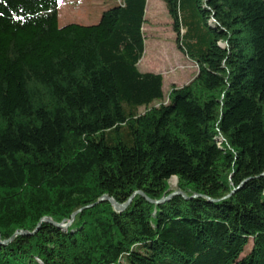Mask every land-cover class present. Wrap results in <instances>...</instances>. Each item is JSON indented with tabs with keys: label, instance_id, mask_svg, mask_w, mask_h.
I'll return each instance as SVG.
<instances>
[{
	"label": "trees",
	"instance_id": "trees-1",
	"mask_svg": "<svg viewBox=\"0 0 264 264\" xmlns=\"http://www.w3.org/2000/svg\"><path fill=\"white\" fill-rule=\"evenodd\" d=\"M160 1L197 67L167 97L147 0H0V264H264V0Z\"/></svg>",
	"mask_w": 264,
	"mask_h": 264
},
{
	"label": "rangeland",
	"instance_id": "rangeland-1",
	"mask_svg": "<svg viewBox=\"0 0 264 264\" xmlns=\"http://www.w3.org/2000/svg\"><path fill=\"white\" fill-rule=\"evenodd\" d=\"M75 1L78 2L77 5L73 4ZM114 4L115 0H60L58 25L96 24L101 13ZM146 19L145 52L138 63V69L143 73L161 74L162 90L167 97L172 86L182 87L189 84L196 75L197 67L176 48L171 22L160 0H147ZM169 188H177L175 177L170 178ZM250 247L251 244L246 248V252Z\"/></svg>",
	"mask_w": 264,
	"mask_h": 264
},
{
	"label": "water",
	"instance_id": "water-1",
	"mask_svg": "<svg viewBox=\"0 0 264 264\" xmlns=\"http://www.w3.org/2000/svg\"><path fill=\"white\" fill-rule=\"evenodd\" d=\"M182 193L181 192H179V191H174V192H172L170 195H169V197H167V198H165V199H161L160 201H151V200H148L150 203H152V204H158V203H160V202H164V201H166V200H168L170 197H172V196H176V195H181ZM135 195V194H134ZM133 195V196H134ZM184 196V195H183ZM104 201H108V202H110L111 203V205L113 206V208L116 210V211H122V210H124V209H126L127 208V206H128V204L130 203V201H131V198L128 200V202L127 203H125V204H118V203H116L113 199H111V198H109V197H107V196H103L97 203H101V202H104ZM96 203V204H97ZM94 205H90V206H87V207H85V208H83V209H89V208H91V207H93ZM79 211H81V210H79ZM79 211H77V212H75L72 216H71V220L66 224V225H64V224H61V225H56V224H54L51 220H49V219H47L46 221L47 222H49V223H51V224H54V225H56V226H59L60 228H63V229H65L67 226H69L71 223H72V220H73V218H74V216L79 212ZM38 227H39V224H38V226H37V228L35 229V231L38 229ZM34 231V232H35ZM28 233L27 232H19V233H16L15 235H27ZM0 244H4V243H1L0 242Z\"/></svg>",
	"mask_w": 264,
	"mask_h": 264
},
{
	"label": "crops",
	"instance_id": "crops-1",
	"mask_svg": "<svg viewBox=\"0 0 264 264\" xmlns=\"http://www.w3.org/2000/svg\"><path fill=\"white\" fill-rule=\"evenodd\" d=\"M74 3H76V5L78 4V2H76V1H75V2H73V4H74Z\"/></svg>",
	"mask_w": 264,
	"mask_h": 264
}]
</instances>
